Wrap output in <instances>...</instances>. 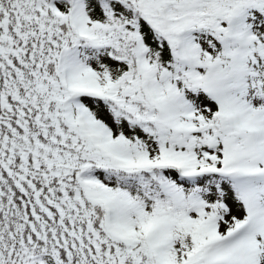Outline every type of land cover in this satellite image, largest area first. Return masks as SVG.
I'll return each mask as SVG.
<instances>
[{
	"label": "snow or ice",
	"instance_id": "6c2138e0",
	"mask_svg": "<svg viewBox=\"0 0 264 264\" xmlns=\"http://www.w3.org/2000/svg\"><path fill=\"white\" fill-rule=\"evenodd\" d=\"M0 264H264V0H0Z\"/></svg>",
	"mask_w": 264,
	"mask_h": 264
}]
</instances>
